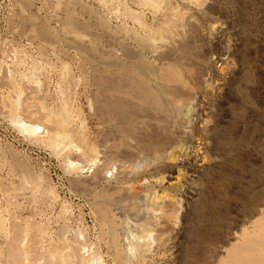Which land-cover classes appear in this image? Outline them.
I'll list each match as a JSON object with an SVG mask.
<instances>
[{
  "label": "rangeland",
  "instance_id": "374dc122",
  "mask_svg": "<svg viewBox=\"0 0 264 264\" xmlns=\"http://www.w3.org/2000/svg\"><path fill=\"white\" fill-rule=\"evenodd\" d=\"M141 1L0 0V264H65L64 255L73 253L74 245L87 264L96 262L95 256L94 264H222L230 247L221 242L226 226L237 224L264 200V0H208L203 10L192 7V2L201 0ZM92 10L100 13L94 16ZM69 21L80 32L65 29ZM83 23L87 30L81 32ZM156 28L159 36L165 33L162 41L178 40L174 56L159 52L162 37L157 30L150 34ZM149 39L159 45L157 55L142 47ZM128 45L136 52L129 54ZM130 56L138 57L147 75L163 74L167 64L182 66L187 85L160 83L167 106L163 109L128 100L138 137L129 140L134 153L126 156L123 145L119 149L114 145L126 139L118 132L120 119L101 109L102 94H97L95 80L116 60L127 59L123 62L130 64ZM174 87H180L179 97L167 94ZM185 106L192 112L182 111ZM59 109L69 114L65 132L51 123L52 115L54 120L59 118ZM55 132L61 136L59 141L53 139ZM88 144L98 147V166L82 155ZM99 168L105 179L94 181ZM170 168L180 176V189L160 190L155 181L163 182ZM125 188L142 190L130 197ZM160 195L175 196L188 207L183 224L163 239L154 229L158 220L151 211L157 209L150 201ZM253 225V221L243 224L231 243L240 240L241 229L256 235ZM147 239L152 243L143 241ZM139 242L147 251L153 248L146 251L147 261L134 254L133 246ZM61 248L66 251L59 256ZM117 252L131 255L129 263L119 261Z\"/></svg>",
  "mask_w": 264,
  "mask_h": 264
},
{
  "label": "bare ground",
  "instance_id": "6f19581e",
  "mask_svg": "<svg viewBox=\"0 0 264 264\" xmlns=\"http://www.w3.org/2000/svg\"><path fill=\"white\" fill-rule=\"evenodd\" d=\"M144 0H142L141 2H143ZM189 1V0H188ZM209 1H211V0H209ZM209 1L208 0H201L200 2L199 1H194V2H192V7H195V8H200V9H202V7H204L205 5H207V4H209ZM104 2V1H103ZM125 2V1H124ZM146 2H147V0H146ZM152 2V1H151ZM182 3H185V2H182ZM187 3V2H186ZM189 3V2H188ZM141 4V3H140ZM148 4H150V2L148 3ZM190 4V3H189ZM210 4H212L211 2H210ZM143 5V4H142ZM151 5V4H150ZM155 5H157L156 3H154V4H152V6L153 7H155ZM160 5V4H159ZM162 5V4H161ZM160 5V6H161ZM106 6V5H105ZM147 6V5H146ZM145 6V7H146ZM186 6V5H185ZM187 7V6H186ZM214 7V6H213ZM213 7H210V8H213ZM90 8V7H89ZM88 8V9H89ZM171 8H173V7H171ZM179 8V7H178ZM185 8V7H184ZM209 7H208V9L209 10H211ZM90 9H92V8H90ZM173 9H175V8H173ZM193 8H191V10H192ZM172 10V9H171ZM194 10V9H193ZM203 10V9H202ZM164 11H166V10H164ZM196 11V10H195ZM199 11V10H198ZM206 11V10H205ZM89 12H90V10H89ZM92 12L94 13V10H92ZM91 12V13H92ZM157 12H158V10H157ZM200 12V11H199ZM198 12V13H199ZM86 13H87V11H86ZM92 13V14H93ZM100 12H98L97 14H99ZM105 13V12H104ZM119 13V12H118ZM131 13H132V11H131ZM174 13V12H173ZM177 13V12H176ZM213 13V12H212ZM216 13V12H215ZM89 14V13H88ZM94 14H96V12L94 13ZM94 15V16H98V15ZM128 14V13H127ZM151 14V13H150ZM91 15V14H90ZM173 15V14H172ZM105 16V15H104ZM171 16V15H170ZM175 16V15H174ZM100 17V16H99ZM169 17V16H168ZM168 17H166V18H168ZM171 17H173V16H171ZM170 17V18H171ZM181 17V16H180ZM192 17V16H191ZM18 18V17H17ZM90 18V17H89ZM126 18V17H125ZM137 18V17H136ZM144 18V17H143ZM72 19V18H71ZM75 19V18H74ZM95 19H97V18H95ZM104 19V18H103ZM139 19V18H138ZM137 19V20H138ZM66 20H67V18H66ZM105 20V19H104ZM164 20V19H163ZM173 20V19H172ZM179 20V19H178ZM177 20V21H178ZM76 21V20H75ZM107 21V20H106ZM194 21V20H193ZM96 22V21H95ZM111 22V21H110ZM169 22H171V20H169L168 21V23ZM97 23V22H96ZM108 23V22H107ZM141 23V22H140ZM143 23V22H142ZM146 23V22H145ZM160 23V22H159ZM162 23H163V21H162ZM162 23H160V24H162ZM176 23V22H175ZM98 24V23H97ZM96 24V25H97ZM104 24V23H103ZM133 24V23H132ZM137 24V23H136ZM177 24V23H176ZM68 25V26H67ZM66 26H67V28H65V29H67L68 31H70V32H72V30H73V28H74V24L71 22V21H69L68 22V24H67ZM77 25H79V23H77ZM85 25H87V24H85V23H83V25H81V26H85ZM105 25V24H104ZM142 25V24H141ZM144 25V24H143ZM146 25V24H145ZM170 25H175V24H170ZM181 25V24H180ZM187 25V24H186ZM192 25V24H191ZM194 25V24H193ZM202 25V24H201ZM80 26V27H81ZM94 26V25H93ZM147 26V25H146ZM160 26H162V25H160ZM163 26H165L166 27V25H164L163 24ZM184 26V25H183ZM197 26V25H196ZM219 26V25H218ZM81 28V32H83L82 31V29L83 30H87L85 27V29L84 28ZM95 27V26H94ZM114 27H115V25H114ZM139 27V26H138ZM141 27V26H140ZM176 27V26H175ZM179 27H181V26H179ZM189 27V26H188ZM187 27V28H188ZM75 28H77V27H75ZM74 28V29H75ZM145 29H147L146 27H144ZM150 28V27H149ZM173 28V27H172ZM193 29H194V27H192ZM192 28H190L189 27V29H192ZM78 29V28H77ZM102 29H104L105 30V27L104 28H102ZM102 29H101V31H102ZM171 29V28H170ZM175 29V28H174ZM173 29V30H174ZM177 29V28H176ZM41 31H42V29H40ZM53 30V29H52ZM103 30V34H104V31ZM111 30V29H110ZM113 30V29H112ZM111 30V32H113V31H115V30H113L112 31ZM148 30V29H147ZM151 30V29H150ZM149 30V31H150ZM157 30V33H156V35L157 36H159V34H158V29L156 28L155 30H151L150 31V34L152 33V31H156ZM162 30L163 29H161V32H162ZM186 30V29H185ZM30 31V30H29ZM98 31H100V30H98ZM97 31V32H98ZM124 31V30H123ZM187 31H188V29H187ZM190 31V30H189ZM46 32H48V31H46ZM45 32V33H46ZM52 32V31H51ZM51 32H49L50 34H51ZM69 32V34L71 35V33ZM77 32H80L79 31V29H78V31ZM96 32V33H97ZM143 32V31H142ZM147 32V31H146ZM165 32H166V34H169V30H165ZM40 33V32H39ZM38 33V34H39ZM48 33V34H49ZM88 33V32H87ZM109 33V32H108ZM108 33H106L105 32V34L104 35H106L107 36V34ZM114 33V35H115V33H116V31L115 32H113ZM119 33V32H118ZM117 33V34H118ZM132 33H134V32H132ZM149 33V32H148ZM160 33V32H159ZM163 33V36L165 35V33H164V31L162 32ZM172 33H173V31H172ZM172 33L170 34V35H172ZM191 33H194V31L192 30V32ZM47 34V33H46ZM92 34V33H91ZM90 34V35H91ZM119 34H121V33H119ZM135 34H137V31L135 32ZM139 34V33H138ZM155 34V33H154ZM187 36H189L190 35V32H187ZM41 35V34H40ZM42 35H44V34H42ZM84 35H86V34H84ZM84 35L82 36L83 37V39H85L84 38ZM93 35V34H92ZM95 35V34H94ZM98 35H100L99 33H98ZM97 35V36H98ZM102 35V34H101ZM111 35V34H110ZM144 35L145 34H143V36L142 37H144ZM192 35V34H191ZM214 35V34H213ZM53 36V35H52ZM55 36V38H58V36L57 35H54ZM81 36V35H80ZM108 36H109V34H108ZM131 36H133V38H134V35L132 34ZM130 36V37H131ZM153 36V35H152ZM163 36H161V34H160V36L159 37H162L161 39H160V41L158 42V43H162L161 44V50L159 49V45H154V44H157V42L155 43L154 41H156V40H154V41H152V40H150V41H143L142 42V47H144L146 50H148V51H152V52H156V55L159 53V52H167V54L169 53V54H171V56H174V55H172V53H175L176 52V50H177V41L178 40H171V41H162V40H164L163 39ZM172 36H174V35H172ZM177 36V35H176ZM176 36H174L175 38H176ZM179 36H181V35H179ZM186 36V37H187ZM45 37H47L46 35H45ZM49 37V36H48ZM87 37H89V36H87ZM99 38H101L100 36H98ZM97 37V38H98ZM105 37V36H104ZM136 37L137 38H140V37H138L137 35H136ZM149 37V36H148ZM147 36H146V38H148ZM154 37H155V35H154ZM166 37V36H165ZM182 37V36H181ZM181 37H178V38H181ZM103 38V37H102ZM111 38H113V36L111 37ZM132 38V39H133ZM152 38V37H151ZM169 38H170V36H169ZM171 38H173V37H171ZM188 38V37H187ZM65 39V38H64ZM80 39V38H79ZM78 39V40H79ZM107 39V38H106ZM105 38H104V40H106ZM109 39V38H108ZM117 38H115L114 40H116ZM142 40H144V38H141ZM141 39H139V40H141ZM174 39V38H173ZM177 39V38H176ZM182 40H183V37L181 38ZM184 39H186V38H184ZM77 40V39H76ZM77 40V41H78ZM81 40V39H80ZM135 40V39H134ZM133 40V41H134ZM138 40V41H139ZM145 40H147V39H145ZM117 41V40H116ZM137 41V42H138ZM152 41V42H151ZM158 41V40H157ZM81 42H82V40H81ZM118 42H119V39H118ZM141 42V41H140ZM154 42V43H153ZM181 42V41H180ZM179 42V44L178 45H180V44H182V43H180ZM78 43H80V42H78ZM93 43V42H92ZM112 43V42H111ZM122 43V42H121ZM197 43V42H196ZM90 44V43H89ZM97 44V43H96ZM183 44H184V41H183ZM83 45V44H82ZM115 45H117V44H115ZM126 45V44H125ZM139 45V44H138ZM90 46V45H89ZM104 46V45H103ZM184 46V45H183ZM77 47H78V45H77ZM81 47V46H80ZM88 47V46H87ZM117 47V46H116ZM127 47H130L129 45L128 46H126V49H128ZM138 47V46H137ZM136 47V48H137ZM156 47H158V50L156 49ZM92 48V47H91ZM119 48V47H118ZM124 47L122 46V51H124L125 49H123ZM130 48H132V47H130ZM138 48H140V47H138ZM24 49V48H23ZM79 49V48H78ZM179 49V48H178ZM182 49V48H181ZM180 49V50H181ZM184 49H186V48H184ZM223 49V48H222ZM116 50V49H115ZM114 50V51H115ZM120 50V51H121ZM130 49H128V51H129ZM132 50V49H131ZM129 51V54L130 53H132V51L134 50V52H136L135 51V49H133L132 51ZM160 50V51H159ZM114 51H113V53H114ZM159 51V52H158ZM226 51V50H225ZM231 51V50H230ZM97 52V51H96ZM133 52V53H134ZM145 52H147V51H145ZM178 52H179V50H178ZM187 52V51H186ZM112 53V52H111ZM116 53V52H115ZM118 53V52H117ZM122 53V52H121ZM177 53V52H176ZM110 54V53H109ZM122 54H124V55H126L125 53H122ZM141 54V53H140ZM142 54H144V51H143V53ZM153 54V53H152ZM162 54V53H161ZM160 54V55H161ZM168 54V55H169ZM114 55V54H113ZM137 55H139V54H137ZM146 55H147V53H146ZM208 55L209 54H206V56L204 57V58H206V57H208ZM222 55V54H221ZM112 56V55H111ZM164 56H167V55H164ZM163 56V57H164ZM170 56V57H171ZM176 56H178V55H176ZM224 56V55H223ZM130 57H132V56H130ZM168 57V56H167ZM90 58V57H89ZM119 58H120V56H119ZM137 58L138 57H136V58H134V57H132L131 59V62H129L130 64H128V63H124L123 61L125 60H127V59H123V57H122V59L123 60H116L115 62L116 63H113V64H109V67H108V69H106L105 70V72H104V74L103 75H100V76H98L97 78H96V80H95V83L97 84V86L99 87V89L100 90H98V92H97V94L100 92L101 94H102V101H101V109L102 108H104V109H106L107 111H106V114L108 115V116H112V115H118L117 116V118L118 119H120V121H119V124L117 125V127H118V132H119V134L120 135H122L123 137H126V139H124V140H118V141H116V139L114 140V141H116L115 143H114V145H115V147L116 148H121V146L123 145V147H125L126 148V151H128V154L126 153L125 155L127 156V155H130V153L131 152H133L134 153V151L131 149V146L129 145V144H131L132 143V141H129V140H134V137L135 136H137L136 135V133H135V130H136V126H135V124L132 122L133 121V119L130 117V113H131V106H130V104L128 103V100H130V99H133V100H136L137 102H138V105L140 106V105H147V106H155V107H160V108H165V107H167V106H165V103H164V98H163V94H164V91H163V89L164 88H162L161 89V87L159 86V84L160 83H163V86L164 85H170V86H174V85H177V84H180V83H186L185 82V75L183 74V68H182V66H174V65H170V64H167L169 67L167 68L166 67V71L163 73V72H161V73H163V74H161V75H147L146 73V71H145V67H144V65H143V63H141V61L140 60H137ZM143 58V57H142ZM160 58V57H159ZM215 58V57H214ZM222 58V57H221ZM93 59H95V58H93ZM128 59H130V58H128ZM136 59V60H135ZM161 59V58H160ZM223 60V62L224 61H227L226 59H225V57H224V59H222ZM23 61V60H22ZM148 61V60H147ZM164 61V60H163ZM166 61V60H165ZM61 62V61H60ZM114 62V61H113ZM123 62V63H122ZM20 63V62H19ZM145 65H146V63H144ZM50 65V64H49ZM90 65V64H89ZM97 65H99V64H97ZM166 65V64H165ZM2 66V65H1ZM100 66V65H99ZM106 66V65H105ZM50 67H51V65H50ZM59 67V66H58ZM162 68V67H161ZM52 69H54V68H52ZM94 69V68H93ZM185 69V68H184ZM72 70V69H71ZM95 70V69H94ZM204 70V69H203ZM27 71V70H26ZM45 71V70H44ZM96 71V70H95ZM110 71H113V74H111L110 73ZM162 71V70H161ZM30 72V71H29ZM28 72V73H29ZM89 72V71H88ZM97 72V71H96ZM99 72H103V71H99ZM156 72V71H155ZM154 73V72H153ZM39 74V73H38ZM46 74V73H45ZM95 74H97V73H95ZM158 74V73H157ZM41 75V74H40ZM29 76V75H28ZM197 76V75H196ZM24 77V76H23ZM31 77V76H30ZM32 78V77H31ZM206 80V79H205ZM218 80V79H217ZM35 81V80H34ZM34 81H33V83H34ZM39 81V80H38ZM187 81V80H186ZM70 82V81H69ZM92 82V81H91ZM71 83V82H70ZM90 83V82H89ZM88 83V84H89ZM208 83V82H207ZM209 83H211V81L209 82ZM208 83V84H209ZM46 84V83H45ZM206 84V83H205ZM16 85V84H15ZM38 85V84H37ZM75 85H77V84H75ZM185 85H187V84H185ZM215 85V84H214ZM39 86V85H38ZM207 86V85H206ZM212 86V85H211ZM208 87L210 88V85H208ZM208 88V89H209ZM15 89V88H14ZM39 89H40V86H39ZM171 89V88H170ZM16 90V89H15ZM18 90V89H17ZM181 89H180V87L178 88H176V87H174L173 89H171V92H169V93H167V94H169V95H171V96H175V97H179L180 96V94H181V91H180ZM211 91V90H210ZM220 91H222V90H220ZM93 92V91H92ZM165 92H167V91H165ZM41 93V92H40ZM95 93V92H94ZM10 94V93H9ZM99 95V94H98ZM209 95V94H208ZM221 95V94H220ZM183 96V95H182ZM196 96V95H195ZM166 97V96H165ZM185 97V96H184ZM198 97V96H197ZM197 97L196 98H194L195 99V101H196V99H197ZM193 98V97H192ZM21 99V98H20ZM68 99V98H67ZM66 99V100H67ZM168 99V98H167ZM171 99V98H170ZM169 99V100H170ZM2 100H3V98H2ZM12 100V99H11ZM65 100V99H64ZM193 100V99H192ZM194 101V100H193ZM193 101H191V103L193 102ZM194 101V102H195ZM71 102V101H70ZM175 102V101H174ZM193 102V103H194ZM197 102V101H196ZM182 103V102H181ZM19 104V103H18ZM189 104V103H188ZM190 105V104H189ZM18 106V105H17ZM42 106V105H41ZM11 107H12V105H11ZM189 107H194L193 105L192 106H189ZM189 107H187V106H185L184 108H182V111H183V109H184V111L185 110H187V112H189V111H191V108L189 109ZM13 108V107H12ZM15 108V107H14ZM65 108V107H64ZM63 108V109H64ZM174 108V107H173ZM177 108V107H176ZM179 108V107H178ZM180 108H181V106H180ZM67 109V108H66ZM193 109V108H192ZM195 109V108H194ZM5 110V109H4ZM59 110H61V109H59ZM78 110V109H77ZM100 110V109H99ZM175 110V109H174ZM46 110H44V112H45ZM48 111V110H47ZM62 111H64V110H61V114H60V116H59V118L57 119V120H54V116L52 115V118H53V120H52V122L51 123H54V125H55V127L57 128V129H62L63 131L64 130H66V128L68 127H66V125H67V122H70V121H68V119H69V114H68V112H67V114L68 115H66V114H62ZM59 112V111H58ZM97 112V111H96ZM180 112V111H179ZM192 112V111H191ZM12 113H13V115H15L16 114V112L14 111H12ZM18 113V112H17ZM80 113V112H79ZM182 113V112H181ZM53 114V113H52ZM187 115V114H186ZM17 116V115H16ZM15 116V117H16ZM56 116V115H55ZM102 116V115H101ZM47 117H49V116H47ZM50 117H51V114H50ZM68 117V118H67ZM143 117V116H142ZM18 118V117H17ZM73 118V117H72ZM72 118L70 119L71 121H72ZM83 118V117H82ZM51 119V118H50ZM49 120V118L48 119H46L45 121V123H47V121ZM158 120V119H157ZM21 121V120H20ZM53 121H55V122H53ZM76 121V120H75ZM140 121V120H139ZM74 122V121H73ZM80 122H82V121H80ZM86 122V121H85ZM136 122V121H135ZM141 122V121H140ZM51 123H50V125H51ZM48 124H49V122H48ZM72 124H74V123H72ZM71 124V125H72ZM52 126V125H51ZM74 126V125H73ZM35 127V126H34ZM66 127V128H65ZM71 126L69 125V128H70ZM83 127V126H82ZM75 128V127H74ZM37 129V128H36ZM34 130H35V128H34ZM70 130V129H69ZM69 130L67 129V131L66 132H69ZM75 132L74 130H72V128H71V132ZM36 132V131H35ZM60 132V131H59ZM65 132V131H64ZM72 132V133H73ZM83 132V131H82ZM62 133V132H61ZM38 134V133H37ZM63 134V133H62ZM78 134V133H77ZM118 134V135H119ZM76 135V134H75ZM109 135V134H108ZM65 136H67V134L65 135ZM72 136V135H71ZM117 136V135H116ZM115 136V137H116ZM59 137H61V136H59V133H57V132H55L54 133V136H53V139L54 138H56L58 141H59ZM64 136H62V139H64L63 138ZM79 137V136H78ZM87 137V136H86ZM109 137V136H108ZM120 137V136H119ZM118 137V138H119ZM138 137V136H137ZM137 137H135V138H137ZM185 137V136H184ZM52 138V137H51ZM81 137H79V139H80ZM110 138H111V136H110ZM65 139H66V137H65ZM64 139V140H65ZM76 139V138H75ZM79 139L77 138L76 140H78L79 141ZM114 139V138H113ZM55 140V139H54ZM81 140V139H80ZM107 140V139H106ZM110 140H112V139H110ZM159 140V139H158ZM75 141V140H74ZM91 141V140H90ZM109 141V140H108ZM114 141H112V142H114ZM200 141V140H199ZM51 142V141H50ZM55 143V141H52V143ZM88 142H89V140H88ZM223 142V141H222ZM71 143V142H70ZM78 143V142H77ZM76 143V144H77ZM90 143V142H89ZM231 143V142H230ZM62 144V143H61ZM106 144V143H105ZM161 144V143H160ZM57 145V144H56ZM60 145V144H59ZM63 145V144H62ZM112 145V144H111ZM111 145H109V146H111ZM84 146V145H83ZM101 146V145H100ZM158 146V145H157ZM54 147H55V145H54ZM58 147V146H57ZM78 147H81V146H78ZM106 147V146H105ZM83 148V147H82ZM98 148V147H97ZM94 145H90V144H88V146L86 145V147L83 149V151H82V155H83V153H84V156L86 157V158H88V159H90V161H91V163H92V165H97L98 166V163L100 162V158H101V155H100V152H99V150L97 149ZM107 149V148H106ZM124 149V148H123ZM55 151V150H54ZM79 151V150H78ZM108 151V150H107ZM124 151V150H123ZM61 152V151H60ZM56 153V152H55ZM125 153V152H124ZM132 153V154H133ZM136 153V152H135ZM179 153V152H178ZM143 154V153H142ZM170 154H171V152H170ZM169 154V156H171ZM133 156V155H132ZM109 157V156H108ZM85 159V158H84ZM136 159V158H135ZM173 159V158H172ZM139 160V159H138ZM86 161H88V160H86ZM139 162V161H138ZM78 165H79V163H78ZM101 165H102V161H101ZM117 165H119V164H117ZM150 166V165H149ZM81 167V166H80ZM129 167V166H128ZM73 169V168H72ZM116 169V168H115ZM101 170H103L102 168L100 169H98L97 170V172H96V174H95V176H93L94 177V181H98V180H103V179H105V176L102 174V171ZM175 168H170V170H169V175L167 176V178L166 177H164L163 179H164V181L163 182H159V183H156L157 181H155V186L156 187H158L160 190H163V189H166V188H172V187H174L175 188V186L176 187H178L179 188V186H180V183H179V180H180V176L179 175H175L174 173H175ZM114 171V170H113ZM201 171V170H200ZM124 172V174L125 173H128L127 171H123ZM130 172V171H129ZM182 173V172H181ZM116 174V173H115ZM121 174H122V172H121ZM110 175H111V173H110ZM123 175V174H122ZM142 175V174H141ZM130 176V175H129ZM193 176V175H192ZM121 176H119V178H120ZM131 177V176H130ZM161 178V177H160ZM154 179H156V178H154ZM154 179H153V181H154ZM159 179V178H158ZM107 180V179H106ZM152 180V179H151ZM161 180V179H160ZM159 180V181H160ZM77 181V180H76ZM139 181V180H138ZM144 181V180H143ZM181 181V180H180ZM88 183V182H87ZM93 183V182H92ZM98 183V182H97ZM146 183V182H145ZM148 183V182H147ZM111 184V183H110ZM92 185H94V184H92ZM217 185V184H216ZM226 185V184H225ZM129 186V185H128ZM143 187V186H142ZM113 188V187H112ZM111 188V189H112ZM117 188H120V187H117ZM122 188V187H121ZM128 188V187H127ZM149 188V187H148ZM114 189V188H113ZM116 189V188H115ZM126 189V188H125ZM145 189V188H144ZM147 189V188H146ZM180 189V188H179ZM110 190V189H109ZM123 190V189H122ZM140 190H142V189H140ZM139 190V191H140ZM176 190V189H175ZM230 190V189H229ZM112 191V190H111ZM126 191V193H127V195L128 196H132V197H137V192H139L138 191V188L136 189V188H129V189H126L125 190ZM108 192V191H107ZM101 193V192H100ZM156 193V192H155ZM108 194V193H107ZM141 194V193H140ZM146 194V193H145ZM166 194V193H165ZM233 194V193H232ZM144 195V194H143ZM101 196H102V194H101ZM139 196V195H138ZM146 196V195H145ZM148 196V195H147ZM150 196V195H149ZM169 196V195H168ZM168 196H164V195H160L159 196V200H157V197H155L154 196V198L155 199H153V200H150V201H153V203L156 205L155 207V209H157L156 211L155 210H153V211H151V212H154V214L155 215H157L156 217V219L158 220V223H157V226L154 228L155 230H156V228H157V232H158V236L161 238V239H163L164 237H166V234L169 232H171L173 229H175L177 226H180V225H182L183 224V222L185 221V218H186V215H187V210H188V207L187 206H185V204L182 202V200L181 199H179V198H176L175 196H173V197H168ZM106 197H108V196H106ZM191 198V197H190ZM147 199V198H146ZM150 199V198H149ZM221 199V198H220ZM228 199V198H227ZM233 199V198H232ZM106 200V199H105ZM128 200H129V198H128ZM118 201V200H117ZM134 201V200H133ZM230 201V200H229ZM232 201V200H231ZM106 202V201H105ZM256 203V202H255ZM126 204H127V201H126ZM234 204V203H233ZM232 204V205H233ZM152 205V204H151ZM108 206H110V205H108ZM107 206V207H108ZM132 206V205H131ZM114 207V206H113ZM154 207V206H153ZM251 208V207H250ZM102 209H105V206L104 207H102ZM145 209V208H144ZM147 210H150V207L147 209ZM114 211V210H113ZM146 212V211H145ZM148 212V211H147ZM211 212V211H210ZM102 213V212H101ZM117 213V212H116ZM227 213V212H226ZM207 214V213H206ZM150 215V214H149ZM226 215V214H225ZM27 216V215H26ZM145 216H147V215H145ZM207 216H209V215H207ZM28 217V216H27ZM94 217V216H93ZM126 217V216H125ZM149 217V216H148ZM155 217V216H154ZM153 217V218H154ZM213 217V216H212ZM242 217V216H241ZM150 218V217H149ZM216 218V217H215ZM240 218V217H239ZM12 219V218H11ZM122 219V218H121ZM155 219V218H154ZM191 219V218H190ZM206 219V218H205ZM15 220V219H14ZM35 220V219H34ZM103 220V219H102ZM1 221V220H0ZM30 221H32V220H30ZM48 221V220H47ZM225 221H227V220H225ZM253 221V223H254V227L253 228H255V232H257L256 233V235H251V233L248 231H246V230H244V229H241V236L239 237L240 238V240L239 241H237V242H235V243H231V241L234 239V237L236 236V231H239L240 230V227H242V225L243 224H248L249 222L251 223ZM33 222V221H32ZM39 222V221H38ZM156 222V221H155ZM3 223V222H2ZM2 223H0V225L2 224ZM12 223V222H11ZM105 224H106V222H104ZM125 223H126V221H125ZM226 223V222H225ZM30 224V223H29ZM111 224V223H110ZM153 224V223H152ZM233 224H235L234 222H233ZM250 225V224H249ZM27 226V225H26ZM107 226H109V224H107ZM143 225H141V227H142ZM153 226V225H152ZM152 226L150 227L149 226V228H151V230L153 229L152 228ZM215 226V225H214ZM251 226V225H250ZM31 227V226H30ZM111 227V226H110ZM109 227V228H110ZM145 226H143V228H144ZM195 227V226H194ZM218 227V226H217ZM28 228V227H27ZM205 228V227H204ZM215 228V227H214ZM222 228V227H221ZM249 228V227H248ZM153 229V230H154ZM60 230V229H59ZM94 230V229H93ZM109 230V229H108ZM139 230V229H138ZM141 230V229H140ZM151 230L149 231L150 233H151ZM152 230V231H153ZM219 230V229H218ZM250 230H252V229H250ZM61 231V230H60ZM112 231V230H111ZM124 231V230H123ZM142 231H144V229L142 230ZM210 231V230H209ZM253 231V230H252ZM42 232V231H41ZM149 232H148V234H149ZM220 232V231H219ZM62 233V232H61ZM146 233V231H144V234ZM154 233H155V231H154ZM207 233V232H206ZM225 233H226V238H221V236H220V238H221V242H223L224 244H226V245H228L229 244V249L227 250V256H226V259L223 261V262H221L222 264H264V200H261L260 202H258L257 204H255L251 209H250V211L248 212V214L247 215H245V216H243V218L242 219H240V220H238V222H237V224H235V225H227L226 226V228H225ZM28 234V233H27ZM44 234V233H43ZM144 234H142V235H144ZM148 234H146L147 236H148ZM156 234V233H155ZM224 234V233H223ZM111 235V234H110ZM146 235L145 236H140L141 237V239H143L144 237H146ZM153 234H151V236H152ZM157 235V234H156ZM65 236H66V234H65ZM151 236H150V238H151ZM157 236V237H158ZM213 236V235H212ZM26 237V236H25ZM82 237V236H81ZM113 237V236H112ZM118 237V236H117ZM139 236H137V238L136 239H138V238H140ZM155 237V236H154ZM211 237V236H210ZM215 237V236H214ZM219 237V236H218ZM217 237V238H218ZM114 238V237H113ZM149 237H148V239H150ZM209 238V237H208ZM233 238V239H232ZM239 238H237V239H239ZM9 239V238H8ZM28 239H29V237H28ZM83 239V238H82ZM146 239V238H145ZM148 239L147 240H143V241H147V242H149L148 241ZM152 239V238H151ZM158 239V238H157ZM156 239V240H157ZM219 239V238H218ZM57 240V239H56ZM111 240V239H110ZM160 240V239H159ZM213 240V239H212ZM65 241V240H64ZM63 241V242H64ZM142 241V242H143ZM151 241H153V240H151ZM150 241V242H151ZM164 241V240H163ZM207 241V240H206ZM216 241H218V240H216ZM131 242H133V240L131 241ZM149 242V243H150ZM26 243V242H25ZM60 243V242H59ZM130 243V242H129ZM148 243V244H149ZM152 243V242H151ZM153 243H155L154 245H157L158 243L157 242H155V240H154V242ZM157 243V244H156ZM175 243V242H174ZM57 244V243H56ZM60 244H62V243H60ZM113 244V243H112ZM144 244V243H143ZM142 243L140 244V242H139V245L137 246V247H135V246H133L134 248H136V253H134V254H137V257H140V259L141 258H143V259H146L144 256H146V251H147V248L148 247H146V245L144 244L143 245ZM147 244V245H148ZM35 245H37V244H35ZM79 245V244H78ZM114 245V244H113ZM150 245V244H149ZM160 245V244H159ZM214 245V244H213ZM43 246V245H42ZM63 246H64V244H63ZM62 245L60 246V247H63ZM77 245H74V247L76 248V249H78L77 247H76ZM35 247V246H34ZM51 247H53V246H51ZM59 247V246H58ZM115 246H113V248H114ZM152 247H154V246H152ZM26 248V247H25ZM41 248V247H40ZM56 248V247H55ZM75 248H73L74 249V251H75ZM83 248V247H82ZM117 248V247H116ZM116 248H114V250H117ZM31 249V248H30ZM35 249L36 250H34V251H38L37 249H38V247L36 248L35 247ZM42 249V248H41ZM41 249H40V251H41ZM58 249V248H57ZM150 250L152 249L153 250V248H149ZM154 249H156V247L154 248ZM211 249V248H210ZM26 250V249H25ZM61 250H62V254L61 255H59V256H62V255H64V253H65V249H62L61 248ZM63 250H65V251H63ZM68 250H69V248H68ZM67 250V251H68ZM88 250V249H87ZM86 250V251H87ZM150 250H148L147 252H150ZM157 250V249H156ZM217 250H218V252L220 253V252H222V248L220 247H217ZM33 251V250H32ZM55 251V250H54ZM73 251V253H71V254H68L67 256L66 255H64L65 256V259H63V260H65V261H63V262H65V264L68 262L69 264H87V262H85V258H83L82 256H81V252H79V253H81V254H78L76 251L74 252ZM81 251H82V249H81ZM132 251V250H131ZM69 252V251H68ZM71 252H72V250H71ZM90 252V251H89ZM92 252V251H91ZM121 252V251H120ZM133 252V251H132ZM131 252V253H132ZM40 253H43V252H40ZM52 253H53V251H52ZM57 253V252H56ZM59 253V252H58ZM84 253V252H83ZM115 253V252H114ZM119 252H117V255H116V257L118 256V258H119V261H125L126 259V261L128 262V260H129V258H130V256H129V258H127V256H128V254H118ZM127 253V252H126ZM151 253H153V252H151ZM1 254V253H0ZM43 255V254H42ZM53 255V254H52ZM85 255V254H84ZM93 255V254H92ZM147 255H149V254H147ZM177 255V254H176ZM179 255V254H178ZM177 255V256H178ZM1 256V255H0ZM45 255H43V257H44ZM47 256V255H46ZM54 256V255H53ZM58 256V257H59ZM87 256V255H86ZM198 256V255H197ZM220 256V255H219ZM4 257V256H3ZM7 257V256H6ZM149 257V256H148ZM213 257V256H212ZM95 258V259H94ZM93 259L97 262V257L95 256ZM214 258V257H213ZM217 257H215V259H216ZM223 258V257H222ZM1 259V258H0ZM55 259V258H54ZM90 259V258H89ZM93 259H90V260H92L93 261ZM137 259V258H136ZM139 259V260H140ZM207 259H208V257H207ZM43 260V259H42ZM61 260V259H60ZM134 261H136L135 260V258L133 259ZM132 260V261H133ZM209 260V259H208ZM125 261V262H126ZM130 261V260H129ZM138 261V260H137ZM146 261H147V259H146ZM148 261H149V258H148ZM175 261V260H174ZM219 261V260H218ZM4 262V261H3ZM16 262V261H15ZM17 262H18V260H17ZM96 262H94V263H96ZM98 262H100V261H98ZM208 262V261H207ZM36 263L38 264V263H40V262H38V261H36ZM93 263V264H94ZM124 263V262H123ZM129 263V262H128ZM133 263V262H132ZM137 263V262H136ZM140 262H138V264H139ZM142 263V262H141ZM140 263V264H141ZM147 263V262H146ZM173 263V262H172ZM217 263V262H216ZM33 264H35V262H33ZM64 264V263H63ZM88 264H90L89 263V260H88ZM91 264H92V262H91ZM130 264V263H129ZM169 264V263H168ZM204 264V263H203ZM208 264H210V263H208ZM212 264H213V262H212ZM220 264V263H219Z\"/></svg>",
  "mask_w": 264,
  "mask_h": 264
}]
</instances>
